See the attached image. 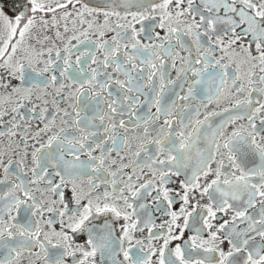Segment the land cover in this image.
<instances>
[{"label":"snow or ice","instance_id":"obj_1","mask_svg":"<svg viewBox=\"0 0 264 264\" xmlns=\"http://www.w3.org/2000/svg\"><path fill=\"white\" fill-rule=\"evenodd\" d=\"M0 264H264V0H0Z\"/></svg>","mask_w":264,"mask_h":264}]
</instances>
